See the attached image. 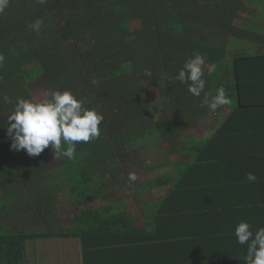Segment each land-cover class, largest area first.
<instances>
[{"label":"trees","instance_id":"16d2710c","mask_svg":"<svg viewBox=\"0 0 264 264\" xmlns=\"http://www.w3.org/2000/svg\"><path fill=\"white\" fill-rule=\"evenodd\" d=\"M36 22L38 31L30 27ZM195 53L206 57L205 92L227 90L229 103L218 109L230 114L221 127L255 111L261 102L246 94L264 74V0H9L0 12V247L8 253L28 240L78 238L85 252L98 230L140 233L114 198L118 186L160 188L173 181L167 168L204 159L199 149L208 140L196 144L193 130L210 107L175 79ZM37 80L46 96L71 90L104 117L99 137L77 143L71 159L55 157L51 146L38 156L11 148L7 117L18 97L33 100ZM61 193L76 208L111 203L62 220Z\"/></svg>","mask_w":264,"mask_h":264},{"label":"crops","instance_id":"0c3cea01","mask_svg":"<svg viewBox=\"0 0 264 264\" xmlns=\"http://www.w3.org/2000/svg\"><path fill=\"white\" fill-rule=\"evenodd\" d=\"M255 77L250 85L256 93L246 94L261 102L255 111L221 127L230 114L221 109L201 135L194 134L196 144L208 140L199 149L204 159L193 157L187 169L164 170L173 181L136 193L143 198L136 209L124 202L140 233L98 230L85 252L78 238L19 242V264H245L247 246L237 243L236 225L247 221L253 231L264 227V74ZM249 172L255 182L248 181ZM9 258L0 264H10L13 254Z\"/></svg>","mask_w":264,"mask_h":264},{"label":"clouds","instance_id":"9594fccd","mask_svg":"<svg viewBox=\"0 0 264 264\" xmlns=\"http://www.w3.org/2000/svg\"><path fill=\"white\" fill-rule=\"evenodd\" d=\"M43 4L46 0H38ZM9 0H0V12L8 6ZM39 22L30 27L39 30ZM3 57L0 56V61ZM206 57L195 53L185 61L175 79L187 84L188 92L195 97L203 93L202 103L208 104L215 111L229 103L226 88L221 85L214 93L205 92L206 79L204 64ZM216 71V65L208 69V75ZM151 75V73H147ZM6 103L11 98L4 97ZM104 117L96 108L86 107L84 101L77 98L71 90H56L49 96L33 101L18 97L12 113L7 117V134L11 137V148L16 151L26 150L28 155L38 156L51 146L55 157L73 158L77 143L89 142L98 138L100 125ZM150 163V162H148ZM135 173H129V181L137 180ZM247 179L255 182L257 177L249 172ZM235 237L239 245H246L245 264H264V227L252 230L247 221L239 222L235 227Z\"/></svg>","mask_w":264,"mask_h":264},{"label":"rangeland","instance_id":"374dc122","mask_svg":"<svg viewBox=\"0 0 264 264\" xmlns=\"http://www.w3.org/2000/svg\"><path fill=\"white\" fill-rule=\"evenodd\" d=\"M252 8V7H251ZM246 18V15L244 14L242 19L240 18L239 21L236 22L237 25L241 26L243 19ZM240 41V40H238ZM237 46H239V44L237 43ZM255 47V45H253ZM31 87V91L33 93V101H39L41 99H43L46 95L47 92L45 90H43V86L40 84V80L37 81H33L30 84ZM156 88H148L147 91L149 90H155ZM151 103L154 106L155 104H159V99H157V96L152 95L151 98ZM210 112L208 113V116L204 119V120H199V124L198 126L193 130V133L196 135H201V131L207 126L206 124L210 123L212 121V118H215V116L217 115V113L221 112V109H216L215 111L213 110H209ZM193 134V137H195V135ZM139 157H145L147 156V152H143L140 151L138 153ZM154 156V155H153ZM153 159V157L151 158ZM179 157H172V161L174 160H178ZM159 172V171H158ZM157 172V173H158ZM156 173V174H157ZM160 174V173H159ZM150 177V175H146L144 178V180L148 179ZM118 192L115 193V200H121L123 199V201L126 203V208L127 209H131V208H135L137 207V205L140 203L137 199L142 200L143 198H140L142 196H136L135 194L138 192H141L140 190L137 191L136 190H128L125 187H123L122 185H119L118 188L116 189ZM57 202L61 203V207L59 208L60 210H58L61 214V219L62 220H69L71 218H73L76 213L78 211L84 210L86 208H91V207H100V206H108L111 201H108L107 199H99L94 203H91L83 208H76L72 205V203H70V199L68 196H65L64 193L59 194V196L57 197ZM16 248L18 247L19 249V243H16ZM18 249H12L10 250L8 253L5 251V249L0 247V261L1 260H7V259H11L9 258V256H11L13 253V259L12 262H10V264H19V256H17L15 254V252H19Z\"/></svg>","mask_w":264,"mask_h":264},{"label":"water","instance_id":"95a60500","mask_svg":"<svg viewBox=\"0 0 264 264\" xmlns=\"http://www.w3.org/2000/svg\"><path fill=\"white\" fill-rule=\"evenodd\" d=\"M238 92H239V91H238ZM239 107H240V108H241V107H244V106L241 105L240 95H239Z\"/></svg>","mask_w":264,"mask_h":264}]
</instances>
